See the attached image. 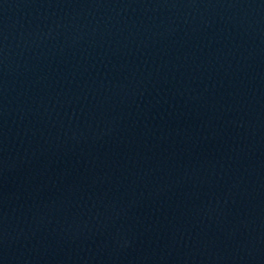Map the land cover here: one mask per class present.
<instances>
[{"label":"water","instance_id":"95a60500","mask_svg":"<svg viewBox=\"0 0 264 264\" xmlns=\"http://www.w3.org/2000/svg\"><path fill=\"white\" fill-rule=\"evenodd\" d=\"M0 264H264V0H0Z\"/></svg>","mask_w":264,"mask_h":264}]
</instances>
